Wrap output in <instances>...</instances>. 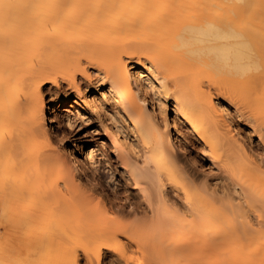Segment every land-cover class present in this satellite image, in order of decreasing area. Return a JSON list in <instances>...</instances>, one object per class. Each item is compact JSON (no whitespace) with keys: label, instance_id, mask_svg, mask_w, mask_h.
<instances>
[{"label":"bare ground","instance_id":"1","mask_svg":"<svg viewBox=\"0 0 264 264\" xmlns=\"http://www.w3.org/2000/svg\"><path fill=\"white\" fill-rule=\"evenodd\" d=\"M92 71L140 151L132 159L115 136L140 209L86 174L93 146L82 163L68 158L46 126L43 85L81 98ZM149 91L172 101V125L231 180L238 203L180 161L186 143L146 108ZM222 97L240 116L237 104L249 108L264 149V0H0V237L15 241L0 264H264V160L231 134Z\"/></svg>","mask_w":264,"mask_h":264},{"label":"rangeland","instance_id":"2","mask_svg":"<svg viewBox=\"0 0 264 264\" xmlns=\"http://www.w3.org/2000/svg\"><path fill=\"white\" fill-rule=\"evenodd\" d=\"M132 70H136V66L131 68V71ZM94 73L95 72L92 71L91 80H86L81 78V80L79 81L81 98L77 96L75 91L66 87L67 86L66 84L61 83V92L59 93H51L49 90L50 84L46 83L43 85V95L45 94L44 114H45V118H47L46 126L48 127L51 126V131L55 136V140L57 141L58 144L62 143L61 145L63 146L61 145L60 146L63 147L65 156H67L68 158H74L77 161L81 162L79 159L84 160V152L87 150L88 147L93 146L92 148L94 149V156H95L94 160L96 162L94 163V168L93 166L92 167L89 166L88 169L85 168L86 174H88L89 176H93L94 179L96 178L97 180L95 179V182L97 181V184L98 185L100 184L99 186L102 187L101 189L104 190V192H106L107 194H109L110 196L109 198L113 196L119 205L123 206L126 209H140L143 206L142 199L140 195L137 193V190L134 188L133 183L124 174L122 167L117 161L116 156L119 155L118 152L119 150L113 146L115 136L118 137L119 135L118 139L120 142H122V139H124L123 142H125L126 140L125 138L127 137L128 144L127 143L124 144L123 142L122 143L124 144L123 146L128 150V152L130 150L131 153L130 152L129 153L131 154L130 156L132 157V159H136L140 154V151L138 149V146L135 147L134 145L136 144V141L133 138L134 135H132L133 134L132 130L129 129L131 128V126L128 124V122L126 123L125 119L123 120L121 118L123 116L121 117L119 116V114L120 115L122 114L118 112L117 110L118 108H115L116 105L113 104L114 101H112V99H109L107 96H103L102 94H100L101 90L105 88L106 84L100 83L104 81L98 79V77ZM216 90L217 88L212 86L211 92L213 94ZM61 99L66 100V102H64ZM106 99L108 101H106ZM144 99L146 101V108L152 113L153 116H155V118H157L159 122H161V125L164 123V119L167 120L168 123L167 130L173 136L175 143L177 145H180L183 142L186 143L184 148H182L185 151L183 150V152H178V151H182V149L176 148L177 156L179 157L180 161L185 165H187V167H189L191 171L193 169V172L198 177V179L204 181L206 185L210 188V190H215L216 192H218V195L231 198L233 200V203L235 204L238 203L239 202L238 194L234 193L233 191L234 186L231 185L230 182L231 180L228 179L218 167L212 165L210 160H208V158L204 154L199 152L201 150V145H199L198 142H193L194 143L193 144L189 140H187L188 138H186L185 137L186 135L184 134L186 133L185 131L186 129L184 130V126L182 124L180 123L176 124L177 126L178 125L180 126V128L178 127L179 129L177 128L176 125H174L176 126L175 127L176 129L172 125V118L174 116L172 101L170 99L164 101L161 95L157 93L152 94L151 91H149V93L144 96ZM75 100L77 104L73 102ZM216 101L217 102L220 101L221 103L226 105V117H227L226 123L228 125L231 134H235L236 137H238L243 142L246 148L251 149L252 151L251 154L254 159H256L257 161L264 160V152H263L264 149L258 146L257 135L251 132L250 127H252L253 121L251 120V118L248 117V114L250 113L249 108L243 103H241L243 107H241L242 106L241 104L239 105L237 104V106L240 107L239 109L243 112L242 115L243 117H242L236 111L235 112L237 114L234 112V105L228 103L225 97H222V99L219 100L215 99V102ZM54 102H55V106H54ZM78 103L80 104V106H78L79 105ZM69 104L71 105L69 106ZM84 104L86 105V109L84 107ZM108 107H111V109L109 108L110 109L109 110ZM103 112H105V114ZM106 112H108V114L111 113V117L108 114H106ZM66 118H69L70 122L66 123ZM162 119L163 121H161ZM247 119L249 121H247ZM248 122H250L251 124L250 127L247 126L249 125ZM113 123L115 124V126ZM125 123L127 124L128 129ZM112 126H114V129ZM105 130L107 131V133ZM110 130H112L113 132H111ZM129 130L131 132H128ZM123 131L124 132L126 131V133L129 134L127 135ZM249 131L251 132L250 134H248ZM110 134L113 137H111ZM124 134L126 135L124 136ZM132 141L134 143H131ZM129 142L131 143V145L133 144V146L130 145V148L128 147V145L130 144ZM189 145H192V147H190ZM196 147H197V151H196ZM9 241L12 242L13 240H9ZM9 241L7 240V245L4 243V245L7 246L5 247L2 244V239L0 237V254H2L4 250L8 251L7 248L9 245L8 243ZM14 243L12 242L13 246L9 245L10 253L15 249ZM138 256L139 255H137V259L139 258L140 260V256L139 257ZM134 257H135L134 261L136 262L137 260L136 256ZM109 261L110 258L105 257L103 263L117 264L116 262L109 263ZM80 264H85L83 259L81 260Z\"/></svg>","mask_w":264,"mask_h":264}]
</instances>
